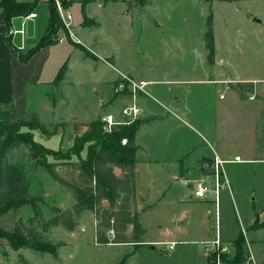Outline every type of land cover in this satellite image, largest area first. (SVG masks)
I'll list each match as a JSON object with an SVG mask.
<instances>
[{"label": "rangeland", "instance_id": "1", "mask_svg": "<svg viewBox=\"0 0 264 264\" xmlns=\"http://www.w3.org/2000/svg\"><path fill=\"white\" fill-rule=\"evenodd\" d=\"M35 1H38L33 10L37 16L35 28L36 31H41L40 36L36 37L35 45H37L45 33V30L42 31V29H46L48 25L47 3L52 1ZM112 1L117 0H98L97 2L105 4V6L94 4L89 7L87 14L92 17L96 16V21L100 23V26L98 29H89V26L86 32H90L92 39H97L98 45L104 47L105 52L115 55L114 59H109V61L118 71L117 78L120 72L129 75L128 78H132L129 74L130 71L137 76L150 77L153 74L158 80L164 79L167 82L158 88L167 94L169 102L173 95L179 93V105L191 107V114L195 117H203L198 115V112H201L199 106L204 104L202 100L218 90L216 98L221 105L217 112L222 124L218 127L219 131H216L219 136L217 143L226 142L225 150L231 153L230 156L238 154V159L242 160L235 161L233 159L230 162H222L220 165L221 188L217 212L214 203L208 202L205 205L209 208L208 214L205 210L204 212L202 210H200L201 212L194 211L193 216L190 215L191 220L177 223L181 219L177 220L176 216L185 210L191 211V208L187 205L174 204L170 202L169 198L167 203L160 204L152 212L143 214L142 224L147 231L140 236V239L175 238L177 241L172 250H166L160 254L166 257L164 259L151 254L150 251L153 249L150 245H140L141 249L137 248L135 253L129 257L128 254L136 248V245L98 243L95 240L94 214L89 209H85L76 216L73 230L69 231L58 225L45 232L47 238L52 242H62L56 255L47 252L40 253L30 248H21L15 251L9 247L5 239L0 238V264H121L120 261L123 258L126 259L122 264H201L204 259L201 257L200 249L202 248L199 247V243L201 244L200 241L214 236L215 216L218 219V228L221 230L222 237L227 239V241L221 240L220 242V247L225 248L221 252V258L224 261L234 254L236 239H232L237 235L239 229L248 228L249 220L254 216L256 218L258 214L261 216L264 214V103L260 102L258 96L253 92L250 94V101L247 98L244 100L238 98L237 92L240 97H246L248 94L239 83L235 82L236 80L232 79L237 77L243 86L263 88L264 90V81H261L264 79V0H212L211 4L206 0H148L147 4L142 7L145 14L143 17L137 16L138 20L133 14V8L138 7L134 6L126 11V1V6L120 2L111 4ZM80 3L81 0H67V7L63 5L73 17L69 27L73 36L62 26L51 45L59 42L58 39L61 37H63L64 43L53 47L49 45L41 47L30 57L28 65L20 66L18 70L17 67L15 68V77L21 74L28 79L37 77L47 81L35 89L36 96L48 92L49 94L46 96L50 101L53 96H56L57 92L54 90L53 83L51 88L48 82L54 80L57 69L63 64L65 56L71 50L72 45L69 41L77 45L72 40L78 39L83 45L82 48L90 47L87 40L81 38L77 29L83 21ZM146 5L148 6L145 7ZM131 10V14L127 15L126 13ZM209 10L213 12L217 63L215 67L203 65V61L206 59L203 34L206 30ZM59 17L61 20V16ZM253 17L259 19L260 22L253 21ZM65 37L66 39H64ZM17 57L19 58L20 55ZM69 61L72 69L69 79L77 86L80 82L78 78L82 75L80 79H83L82 88L86 90V100L89 98L87 97L88 89L95 80V76L88 72L87 66H82L79 60L71 57ZM214 69L218 74L223 72L226 75L224 82L229 87L223 93H221L223 88L221 85H211L199 81L208 76H215ZM123 76L119 77L112 86L118 95H128L131 91L129 81ZM132 80L135 81L133 78ZM16 87H18L17 81ZM72 87V85L66 84L62 89L63 94L59 88L61 93L59 96L57 95V101L64 99L67 103L68 107L63 115L65 117L79 116L82 113V90L76 92V88ZM29 92L31 93V90ZM220 94H225V96L219 100L218 95ZM139 95L145 94L140 92ZM46 96L45 100H47ZM147 96L151 98L150 95ZM212 100H214L213 96ZM44 105V103L41 104L39 108L43 121L49 117L48 113L44 111ZM85 105L87 104L85 103ZM114 105L118 107L115 110L117 113L119 111L118 100ZM61 106L63 107L62 104ZM102 110L106 111L108 108ZM108 113L111 112L99 115L98 118ZM139 120L142 122L141 117ZM58 121L43 123L45 131L33 130L31 133L40 139L51 138L56 134L60 138L62 136V143L58 146V150L59 154L62 153L60 155H65L68 149L66 147L67 137L74 133L80 134L83 129L81 123L74 121V118L67 120V126L62 125L66 122ZM75 126H77L76 130ZM12 130L15 134L22 136L30 132L27 127L14 126ZM216 134L214 133V136ZM1 141L0 139V146ZM87 145L86 142L85 150ZM48 156L47 159H55L52 155ZM74 156L76 155H71V157ZM222 156L223 154L219 155L220 159ZM32 163L26 155L24 174L26 179L32 183L30 193L45 197L39 211L41 216L48 217L50 215L49 206L72 208L74 197L70 192L58 181H55L43 168L36 167ZM213 176L214 174L211 177ZM213 178L215 179V177ZM38 179L42 184L40 188L42 187L45 191L38 192ZM33 215V208L31 204L27 203L21 206L17 212L9 210L0 214V227L11 230L17 218L26 220ZM186 217H189V214H186ZM202 219L207 227L202 223ZM251 235L250 237L264 239V233L260 236ZM210 244L209 248L211 249L208 251L205 247L203 249L207 264L217 254L214 244ZM165 246L167 248V244ZM161 247L163 246H157V249ZM243 249L244 260L240 264H261L254 258L251 259V254L246 249L245 243ZM257 249L264 254V240L258 241Z\"/></svg>", "mask_w": 264, "mask_h": 264}, {"label": "crops", "instance_id": "2", "mask_svg": "<svg viewBox=\"0 0 264 264\" xmlns=\"http://www.w3.org/2000/svg\"><path fill=\"white\" fill-rule=\"evenodd\" d=\"M16 1L22 2L30 0ZM97 1L98 0L87 4L85 8V14L89 18L94 19L95 21L96 16L92 17V15L87 14V11L89 7L94 4L105 6V4H100ZM118 2L125 4L126 6L127 0L126 2L123 0L112 1L111 4ZM147 6L148 5H146L145 7ZM133 9V14L136 15V20L139 19L137 18V16L143 17V15L145 14L143 8ZM132 10L129 13L127 12L126 14H131ZM22 17L24 21H26V19L32 18L31 20L33 26L32 36H26L24 32L22 39V48H17L12 43L13 28L11 21L9 23L0 21V121H15L24 117L25 114L28 112H36L38 114L39 121L42 123H52L55 120H59L60 122H66V126L67 120H70L72 118H74V121L76 122L85 124L87 122L95 121L96 119H98L99 115H102L106 112H114L117 117L121 118L119 111L121 107L128 104L130 96L129 94L118 95L116 91L114 92L112 86L119 77L127 74L120 72L119 77L117 78L118 71L114 67L113 63L109 61V59H114L115 55L105 52L104 47L98 45L97 39H92L90 32H86V29L89 26L82 25L83 21L80 23L81 26L77 28L79 30L78 33H80L81 38L87 40V43L90 45L91 48L93 47L92 51L89 46H84L92 56H85L83 54V51L79 47L73 45V43L68 40L69 43L72 45V48L71 50L69 49V53L64 58L66 61H68V70L65 73V77L60 86L61 91L66 84H69L70 86L72 85V88L75 87L76 92H81L82 90L83 97L81 105L83 106L81 107V115H70L66 117L63 116L65 115L64 112L66 108L68 107L67 103L64 99H62L61 101H56L55 105L52 106V102L46 96L49 94L48 92L47 94L36 96L35 89L39 88V85L44 84L47 81L40 78L38 79L37 77H30L28 79L21 74L17 75L16 77L18 80L16 79L15 68L17 67L18 70L20 66L24 67L25 65H28L30 61L29 59H31L29 58L27 60H22L17 56L20 55V57L22 58L23 54H25L29 49L36 46V37L40 36L41 34V31H36L35 28V18L37 17L35 16V12H32L29 15ZM254 18L256 17H253V21ZM133 20L134 19L132 18V21ZM97 24V26H90L89 29H98L100 23L97 22ZM44 30L45 29H42V31ZM62 43H64V40H62L61 42H56L55 45L53 44V46H58V44ZM79 45L83 46L82 44ZM49 46L53 47L52 45ZM71 57L76 60H79L82 66L86 65L88 72L95 76V80L93 81L90 89H88L89 92L87 93V97L89 98L86 100V90L82 88L83 79H80L82 78V75L78 78L80 82L77 84V86L75 82H73L72 80L70 81L69 79L70 74L72 72L69 61ZM216 64V57L214 64L212 65L207 64L206 59L203 61V65L205 66L215 67ZM213 71L215 72V76H208L207 78L199 81H204L211 85H221L223 87L221 93H223L229 87L226 86V82H224L226 81V75L223 72H220L218 74L215 69ZM129 74H131L130 76L137 82L145 81L146 85L144 89H146L147 91V94L139 95L136 97V102L141 107V114L139 117H141L143 122L136 131L135 143L138 146V151L135 154L134 162L136 179V209H138L140 213V224H142L143 214L152 212L160 204L163 205L167 203V200L169 198L170 202H173L174 204H179L181 206L187 205L191 208V211L187 212L185 210L182 214L176 216L177 220L181 219L177 223H182L184 220L188 222V220L190 219V215L192 217L194 211L201 212L200 210H202L204 212L205 210V212L208 214L209 208H207L208 206L206 207L205 205H207L208 202H213L212 199L214 198V192H212V190L215 186V179L213 178L214 176L211 177L212 174H214L213 172L215 169L214 160L217 159L221 163H226L232 161L237 156L239 157L238 154L235 155L233 153V157L230 156L231 153L225 150L226 142H221V144H218L219 142L217 143V138H219V136H217L216 131H219L218 127H220L222 124V120H219V113L217 112L219 111L221 105V103L218 102L216 98L218 90L216 91V93L211 94L210 96H207V98L202 100L204 104L199 106L201 112H198V115H202L203 117H195L191 114V107L189 108L188 106L179 105V93L173 95L170 98L171 102H169L167 94H165L164 91H161L158 88V86L164 84V82H167L166 80H158L157 77H155L153 74H151L150 77L137 76V74H132L130 73V71ZM232 79L233 81L236 80L235 82L239 83V85L242 86V88L248 94L246 97H240L239 93L237 92L238 98L242 100L247 98L250 101V94L253 92L255 93V95L258 96L259 101L264 103L263 88H249L247 86H243L242 83L239 82L240 79H238L237 77ZM16 81L18 87H16ZM261 81H264V79H261ZM52 82H48L50 86ZM251 89L252 91H250ZM29 90H31V93L29 92ZM147 95H150L151 98H149ZM45 96L47 100H45ZM212 96L214 100H212ZM224 96L225 94H220L218 95V99H223ZM117 100L119 105V111L115 113V110L118 107H115L114 104ZM43 103L45 104L44 111H46L49 116L44 121L43 118H41V113L39 112L40 105ZM85 103L87 105H85ZM61 104L63 105V107L61 106ZM106 107L108 108V110L103 111L102 109ZM214 133L216 134V136H214ZM33 137L36 142H38L39 144H43L45 147L51 150L58 149V146H60L62 143V136L60 138L57 136V134L52 136L51 138L44 139L35 137V134H33ZM67 138L68 139L66 142V147L70 148L74 139V134H71ZM0 139L3 140V138L1 137ZM27 147V145H21L13 150V161L15 163L25 165L26 155L28 158ZM86 154L87 151L84 149L80 153L79 157L85 158ZM220 154H223L222 159H220L219 157ZM51 159L52 160H47L49 162H56L55 159ZM71 160L77 161L78 157H71ZM237 160L242 159L239 158ZM31 162H33V160H31ZM32 164H34V162ZM40 181V179H38L37 181L39 185L38 192L42 190L45 191V189H43L42 187L40 188V186H42ZM28 182L30 184V190L32 183L29 180ZM198 183H202L205 186H208V193L204 198H199L193 193L195 189V184ZM214 207L216 211L218 207H216L215 205ZM186 214H189V217H186ZM253 218L249 220L250 222L248 228H240L239 231L242 232V237L244 239L246 249L248 250V252H250L252 258H254V260L258 261L259 263L264 264V254L257 249L258 241L264 239H259L260 237H250V234H252L251 236H260L262 233H264V227L254 226V223L256 222H264V214L262 216L258 214L256 218L255 216ZM215 222L216 227L214 236L209 237L206 240L200 241L201 244L199 243V247L202 248L200 249V253L201 257H203L204 259V264H207L203 253L204 247L214 241L216 237H219L222 241H227V239L225 237L223 238L221 235V230L218 228V219L216 216ZM202 223L206 226V223L203 219ZM142 227L146 232L147 229L144 228V224H142ZM238 235L239 232L232 240H235ZM167 242L176 243L177 241L175 240V238H160L159 240L142 239L141 245H150V247L153 249L152 251H150L151 254H154L158 258L164 259L165 256L163 257L160 254H163L166 251L165 245L168 244ZM128 245L134 246V244ZM161 245L163 247L157 249V246ZM136 249L137 248H134V250L128 254L129 257L135 253ZM140 249L141 248H139L138 250ZM154 250L157 251L154 252Z\"/></svg>", "mask_w": 264, "mask_h": 264}, {"label": "trees", "instance_id": "3", "mask_svg": "<svg viewBox=\"0 0 264 264\" xmlns=\"http://www.w3.org/2000/svg\"><path fill=\"white\" fill-rule=\"evenodd\" d=\"M67 7V0H61ZM96 0H81L82 25L97 26L94 19L85 14L87 4ZM126 1V0H123ZM210 4L212 0H206ZM232 1V0H225ZM148 0H127V9L142 8ZM38 1L0 0V21L9 23L16 16H27L33 12ZM206 19V30L203 34L206 50V62L215 61V42L213 12L209 10ZM48 25L43 37L36 46L29 49L20 59L27 60L41 47L51 45L55 41L62 23L58 16L54 1L48 3ZM57 38V37H56ZM76 45V44H73ZM85 56H92L87 49L77 44ZM68 70V61L60 66L53 80L54 90L52 106L58 100L59 88ZM58 95V96H57ZM138 119L129 124L111 125L105 129L101 117L92 122L81 124L80 134L74 133V139L65 155L59 150H51L39 144L32 137L31 131L44 130L36 112H28L15 121H0V214L6 211L17 212L23 204H31L34 215L23 220L17 218L11 230L0 227V238L5 239L12 250L21 248L51 255H56L62 242H52L45 232L61 225L71 231L75 227V218L83 210H90L95 217V240L100 243L141 245L140 236L145 232L140 224V213L136 209L135 194V154L138 146L135 143L136 131L142 124ZM54 126V124H51ZM66 126L65 124H62ZM27 127L29 134H15L12 128ZM77 126L74 127L76 130ZM45 131V130H44ZM55 131V130H54ZM48 134V133H47ZM87 142V154L80 158V153ZM21 145L28 146V159L33 160L36 167L43 168L55 181L62 184L74 197L72 208L49 206L50 215L42 217L40 207L45 200L43 195L30 193L29 182L24 174V164L13 161V150ZM45 154V155H44ZM52 155L56 162H49L47 156ZM71 155L78 157L71 160ZM255 227H264V222L254 223ZM253 226V227H254ZM233 256L224 260L225 264H240L244 260V239L241 231L235 240ZM123 258L121 264L125 261Z\"/></svg>", "mask_w": 264, "mask_h": 264}, {"label": "built area", "instance_id": "4", "mask_svg": "<svg viewBox=\"0 0 264 264\" xmlns=\"http://www.w3.org/2000/svg\"><path fill=\"white\" fill-rule=\"evenodd\" d=\"M51 1H54L55 3V7L58 11L59 16H61V20H62L64 28L68 32H70L71 36H73L72 32L69 29L72 23V15L69 13V11H66V9L63 7V3L61 0H51ZM62 39L63 37L59 38L58 41L61 42ZM73 41H75L78 44H81L80 40L78 39H74ZM123 78L129 81V85L131 87L130 88L131 91L129 94L130 96L129 102L127 105L121 107L119 111L121 118L117 117L113 113H108L105 116L101 117V120L105 122V129L107 130L110 128L111 125L129 124L131 121L138 119L141 114V107L139 106V104H137L136 97L139 95L140 92L143 94H147L146 89H144L146 82L145 81L135 82L132 80V78L130 77L128 78V76L126 75H124ZM237 159H238V156L234 158L235 161H237ZM214 162H215V169L213 173L215 177V186H214V189L212 190V192H214V198L212 199V201L214 205L217 207L218 197L220 193L219 190L221 188L220 177H219V174H220L219 168H220L221 162L217 159H215ZM193 193L199 198H204L206 194L208 193V186H205L202 183L195 184V189ZM220 242L221 240L219 237H216V239L211 242L214 244L213 246L217 254L213 260L212 259L210 260L209 264H225L223 259L221 258V252L224 251L225 248L220 247ZM175 245H176L175 242H168L166 250H172L175 247ZM210 246H211L210 243L205 246L207 251L211 249L209 248ZM251 259H252V256H251Z\"/></svg>", "mask_w": 264, "mask_h": 264}, {"label": "water", "instance_id": "5", "mask_svg": "<svg viewBox=\"0 0 264 264\" xmlns=\"http://www.w3.org/2000/svg\"><path fill=\"white\" fill-rule=\"evenodd\" d=\"M254 21L260 22L259 19L254 18ZM12 28H13V37H12V43L17 48H22V39L23 34L25 32L26 36H32V20L26 19V21L23 20V17H14L11 20Z\"/></svg>", "mask_w": 264, "mask_h": 264}]
</instances>
